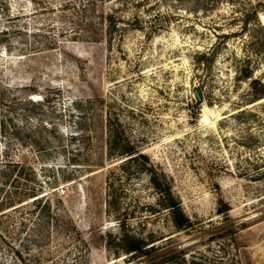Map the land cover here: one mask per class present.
<instances>
[{
  "label": "rangeland",
  "instance_id": "1",
  "mask_svg": "<svg viewBox=\"0 0 264 264\" xmlns=\"http://www.w3.org/2000/svg\"><path fill=\"white\" fill-rule=\"evenodd\" d=\"M0 264H264V0H0Z\"/></svg>",
  "mask_w": 264,
  "mask_h": 264
},
{
  "label": "trees",
  "instance_id": "2",
  "mask_svg": "<svg viewBox=\"0 0 264 264\" xmlns=\"http://www.w3.org/2000/svg\"><path fill=\"white\" fill-rule=\"evenodd\" d=\"M258 49L257 52H259ZM209 56H214V54H210ZM121 143L119 138L116 137H112L111 142L109 143V146L113 147V149H117L119 147H121L122 150V155H127V156H133L135 153V150L133 148V146L130 145V143H127L124 146H119ZM139 158H144L146 159L144 156H142L141 154H139ZM151 182L154 185L155 188H158L159 190L162 189L161 184L159 183V180L157 178V176L155 174H152L151 176ZM167 198H168V208L171 210V214H172V218L174 223L176 224V226L178 228H183L185 226V224L188 222L187 218L184 216L179 204L176 202V200L172 197L171 192L169 191V189H166L165 191ZM125 242H127V251L129 253H134L139 255L140 257L144 256L146 254L145 252V246L140 243L139 241L133 239V238H126Z\"/></svg>",
  "mask_w": 264,
  "mask_h": 264
},
{
  "label": "water",
  "instance_id": "3",
  "mask_svg": "<svg viewBox=\"0 0 264 264\" xmlns=\"http://www.w3.org/2000/svg\"><path fill=\"white\" fill-rule=\"evenodd\" d=\"M196 95H197V98H198V100L200 101L201 99H200V97H199V94H198V93H196Z\"/></svg>",
  "mask_w": 264,
  "mask_h": 264
}]
</instances>
